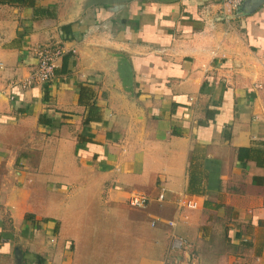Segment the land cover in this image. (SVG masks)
Here are the masks:
<instances>
[{
  "label": "crops",
  "instance_id": "0c3cea01",
  "mask_svg": "<svg viewBox=\"0 0 264 264\" xmlns=\"http://www.w3.org/2000/svg\"><path fill=\"white\" fill-rule=\"evenodd\" d=\"M36 6L0 1V264H264V0Z\"/></svg>",
  "mask_w": 264,
  "mask_h": 264
},
{
  "label": "built area",
  "instance_id": "2783aa9c",
  "mask_svg": "<svg viewBox=\"0 0 264 264\" xmlns=\"http://www.w3.org/2000/svg\"><path fill=\"white\" fill-rule=\"evenodd\" d=\"M224 5L231 10H235L237 6L245 0H222ZM64 49L57 43H42L34 46L36 64L29 75L21 81V86L24 88L32 86L36 83H44L50 81L54 76L55 60L63 55ZM147 197L141 193L132 192L128 196V202L131 206H143L147 203ZM159 200L163 199V195L159 194ZM179 206H184L189 209H195L199 205L198 198L187 193L181 194L178 199ZM155 223V221H154ZM169 226H174L175 221L169 220ZM169 240V248L171 250H185L187 241L172 234ZM191 258V256H189Z\"/></svg>",
  "mask_w": 264,
  "mask_h": 264
},
{
  "label": "rangeland",
  "instance_id": "374dc122",
  "mask_svg": "<svg viewBox=\"0 0 264 264\" xmlns=\"http://www.w3.org/2000/svg\"><path fill=\"white\" fill-rule=\"evenodd\" d=\"M232 11H235V10H232ZM135 193H138L139 194V192H135ZM131 194V193H130ZM129 194V195H130ZM159 194H162L163 195V198H164V193H162V191L159 193ZM183 194V193H182ZM180 196H181V194H180ZM180 196H179V198H180ZM158 197H159V195H158ZM127 200H128V197H127ZM126 200V201H127ZM179 202V201H178ZM127 204L131 207V208H136V209H142V208H145L146 206H147V204H148V199H147V203L146 204H144L143 206H141V207H139V206H131L130 204H129V202L127 201ZM181 207H184V206H179V208H181ZM184 208H186V207H184ZM188 209V208H187ZM169 220H166V223L168 222ZM110 222H112V220L110 219ZM152 223V225H154L155 223H156V220H155V223H154V221H152L151 222ZM167 225H168V223H167ZM121 227V226H120ZM114 228H115V230L116 231H114V232H112V238L113 239H117L116 241L115 240H113V242L114 243H112V245H111V248L112 249H114V248H116L117 250H121V251H126L127 250V247L125 248V243H126V240L124 239V234L122 233V235H119V232L120 231H118V226L117 225H115L114 226ZM117 232V233H116ZM171 238V237H170ZM124 239V240H123ZM170 240V239H169ZM186 256H184V259H183V256L181 255V254H176V256L174 257V258H177V259H179V260H181L182 262H180L179 264H183V260L184 261H186V263H188L189 264V261L191 260L189 257H186ZM168 264H175V261H173L172 263H168Z\"/></svg>",
  "mask_w": 264,
  "mask_h": 264
},
{
  "label": "trees",
  "instance_id": "16d2710c",
  "mask_svg": "<svg viewBox=\"0 0 264 264\" xmlns=\"http://www.w3.org/2000/svg\"><path fill=\"white\" fill-rule=\"evenodd\" d=\"M3 3L16 2L20 5H27L33 8L34 16H54V13L49 12L48 7L36 6V0H0Z\"/></svg>",
  "mask_w": 264,
  "mask_h": 264
},
{
  "label": "water",
  "instance_id": "95a60500",
  "mask_svg": "<svg viewBox=\"0 0 264 264\" xmlns=\"http://www.w3.org/2000/svg\"><path fill=\"white\" fill-rule=\"evenodd\" d=\"M116 3H118V2H123V1H127V0H114ZM244 3V2H243ZM242 3V4H243ZM242 4H240L239 6H237L236 7V9L237 8H239ZM235 9V10H236ZM15 253H16V256L18 257V258H20L21 257V252H20V250L18 249V248H16V250H15Z\"/></svg>",
  "mask_w": 264,
  "mask_h": 264
}]
</instances>
